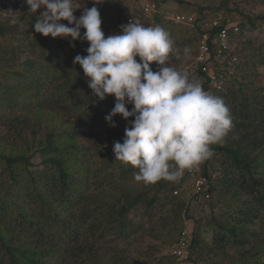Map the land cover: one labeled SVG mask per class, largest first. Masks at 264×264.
Listing matches in <instances>:
<instances>
[{
    "label": "trees",
    "instance_id": "1",
    "mask_svg": "<svg viewBox=\"0 0 264 264\" xmlns=\"http://www.w3.org/2000/svg\"><path fill=\"white\" fill-rule=\"evenodd\" d=\"M101 1L102 4L106 0ZM150 1L159 9L169 1L191 3ZM196 1L199 7L192 27L196 33L189 38L190 47H195V58L199 42L209 33L213 60L220 47L216 35L228 28L231 57L238 59L236 73L245 71L251 61L256 65L260 48L252 49L251 42L242 39L245 32L264 28V0H256L250 14L240 10V0L208 4ZM108 2L115 10L120 30L115 40L103 34L115 20L107 18V22L101 16L100 23L93 17L98 12L79 16L78 12L62 11L49 22L34 17L28 7L16 1L31 18L37 44L20 46L17 56L0 55V124L7 127L6 134L0 133V264H180L177 256H161L154 247L147 254L155 256L154 263L122 253L118 247L105 260V246H109L110 239L117 245L131 238L151 237L174 247L185 220L194 223L188 249L190 264H251L245 258L247 254L259 258L264 252V96L251 97L244 91L250 87L246 82L240 84L238 91H232L227 84L223 90H213L201 64L196 68L198 81L194 85L186 86L181 81L170 89L181 99L187 97V102L182 101L186 114L191 112L195 99L208 103L204 113L199 111L198 128V124L182 126L177 120L175 123V118L167 117L170 94H162L160 89L153 96L162 101L148 103L156 108L153 113L158 112V117L120 122L117 117L145 109L143 101L133 100L130 92L138 75L132 70L143 69L139 56L153 55L156 60L167 52L154 34L150 36L155 45H151L147 34L141 39L138 32L173 30L162 13L148 17L140 10L141 3H137L138 8L133 10L139 21L135 33L140 46L146 49H136L138 56H133L136 62H132L131 70L126 60L119 59L122 54L115 58V52L125 44V33L130 34L126 24L131 10L122 9L116 0ZM90 7L95 9L94 0H90ZM241 16L244 18L238 26L230 29L231 23ZM208 18H219L221 26L204 28L202 21ZM171 24L175 30L180 27ZM5 36L0 26V45ZM236 40L242 47L235 44ZM63 45L69 47L61 52ZM90 47L98 53L92 54ZM85 52L92 58L83 65ZM22 54L27 56L25 60H20ZM214 64L219 70L220 65ZM114 71L117 72L113 74ZM119 72L118 91L127 93L128 102L116 104L115 127L106 129L101 139L103 146L94 144L92 148L81 143L80 136H85L86 126L91 123L96 128L102 126L98 113L102 105L95 102L107 98L102 85L112 83ZM205 90H212L214 98H202ZM164 123L172 125L183 139L182 151L170 154L165 167L161 163L164 159H156L153 152V142L162 145L165 141L160 131ZM189 127L192 130L186 135ZM109 148V155H104ZM188 151L203 157L209 192L213 194L209 202L198 197L189 202L174 195L182 183L176 170ZM37 158L41 159L39 163H35ZM211 163L217 165L213 170ZM139 172L141 179L136 178ZM92 184L110 187L108 199L92 200L86 195L83 187L89 189ZM139 207L143 211L138 212ZM251 239H255L253 248L246 250ZM226 246L245 249V253L230 261L226 255L219 256Z\"/></svg>",
    "mask_w": 264,
    "mask_h": 264
},
{
    "label": "rangeland",
    "instance_id": "2",
    "mask_svg": "<svg viewBox=\"0 0 264 264\" xmlns=\"http://www.w3.org/2000/svg\"><path fill=\"white\" fill-rule=\"evenodd\" d=\"M17 2H21L24 6L28 7L31 14L34 17H37L39 19H46L49 22L54 21V16L59 14L60 12H64L67 14L68 12H78L79 16H86L89 12L94 14L95 12H98L97 14L93 16L95 19L99 20L101 23L102 20L105 19V21L109 22L107 18H110L113 21V27H111L109 30L103 32V34L108 38L110 37L115 40L116 36L120 33L119 28L116 26V13L115 10L111 7L108 0L102 2L99 1L98 4L94 2L95 9L90 7V0H0V26L3 28V32L6 33L5 42L0 45V49L2 51L0 52V55H8V56H17L18 53L16 52V49L20 46L25 45L27 48L28 46H36V40L34 39L33 32V23L31 22V18L26 14V12L18 7L16 4ZM220 0H202L205 4H208L209 2H218ZM236 1V0H235ZM233 1V4L234 2ZM118 2L119 6L121 8H128L129 14L128 16L133 14V10L138 8V4H133L131 0H116ZM191 3L180 2V1H169L168 4H165L163 7H161V12L164 14L162 16L167 15V12H184V13H193L194 15L198 11L199 4H197L196 0H190ZM239 2H243V4L240 6V10L243 11V14H250L252 13V8L256 4V0H240ZM264 4V2H262ZM91 8V9H90ZM132 8V9H130ZM118 12V11H117ZM102 16V20L100 17ZM149 16H151L149 14ZM197 16V14H196ZM244 17H239L237 20L233 21L231 23L232 25L229 27L231 29L236 28L238 24L241 22V20ZM137 19V18H136ZM138 20V19H137ZM165 20V19H164ZM174 23L168 19L165 20V23ZM169 23L167 26H169L171 30L167 32H161L158 30L156 33H151L150 30L143 29L138 32L141 39H143V34L146 33V38L150 41L151 45H155L152 42L151 34H154L156 36V39L158 41L159 46H162V48H165L167 52L162 55V58L156 59L153 55H143L139 56L141 57L139 60L144 62L143 69L141 70H132L133 68V56H138V51L136 49L145 50V47L140 46L141 42L139 43L140 38L137 35V32L135 33L136 24L133 25L129 29V27L126 26V29L130 34L125 33L127 35L125 44L121 47V49H118L115 53V58L120 54H122L121 58H119L121 61L126 60L129 64V69H131L134 73L138 72V75L135 79V88H131L130 92L133 95V100H141L143 101V108L142 110L134 109V111H130L127 116H120L117 117V111H116V104L120 101H126L128 102L127 93L122 92L119 93L118 91V85L121 81L119 77L121 76L120 72L118 74H115L113 77L112 83H105L102 86H104L105 93L107 94V98L103 99L101 102H95L97 104H101V109L98 111V113L101 115L99 118L103 119V124L99 128H96L92 123L86 126L85 130V136H80V142L85 143V145H88L92 148L94 147V144H96V147L98 145L102 144L101 139L103 140L104 133L106 132L107 128H114L115 125L113 123L115 122V117H117L120 122H123L124 120H131V118L139 119L140 121H143L147 118L155 117L156 114H154L153 110L156 108L150 107L148 103L153 102L155 103V100H161L160 98H155L153 96V93L155 90L160 89L162 90V94H170V97L168 99L169 101V108H168V114L167 117L175 118V123L178 118L177 115L182 112V110H185V107L182 105V101L187 102V97H184L183 99L179 98V96L174 95V92H171V88L173 86H179L180 82L186 83V86H192L194 85L195 81H198L197 79V70L196 66L194 64L195 62V56L194 53V45L193 47H190L191 40L189 38H193L195 35V30H192L191 25H185V24H178L179 28L175 30V25ZM260 23V22H259ZM258 23V24H259ZM176 24V23H174ZM43 28H46L44 26ZM229 30V29H228ZM237 32V30L235 31ZM102 34V33H101ZM242 42H251V48H260L256 54H260V58L258 59L256 65L253 64L251 61V64L247 67H245V71H241L240 74L236 73V70L234 73L235 75L230 76L229 80L227 81V87H230L232 91H238L241 88V83L246 82V84H249V88H244V91L249 93L251 97L256 96L258 99L262 98L264 96V28L262 29H255L254 31H247L245 32ZM235 44L237 46L242 47V44H238L237 40L235 41ZM69 47V45L63 47L59 50L63 52L66 50V48ZM92 54L98 53V50H94V53L92 51V47L89 49ZM26 55L22 54L20 60H25ZM85 61L82 63L84 65L85 62L90 60L92 57L85 52L84 53ZM114 57V56H113ZM96 58V57H95ZM1 59V58H0ZM12 60V59H11ZM118 60V58L116 59ZM137 60V61H139ZM148 60L152 61L153 63H149ZM113 62V59H112ZM136 62V61H135ZM1 65V61H0ZM107 66V65H106ZM110 67V66H108ZM112 68V66H111ZM103 69V67H102ZM235 69V68H234ZM130 70V71H131ZM117 71H114L116 73ZM237 76V80L235 79ZM240 78V80H238ZM168 90V91H167ZM173 91V90H172ZM149 94L150 96H147L145 98V95ZM204 98L203 96H201ZM179 98V99H178ZM214 98L213 95L211 97H205L204 99H212ZM162 101V100H161ZM167 102V99H166ZM203 100L199 103L198 99H195L193 101V106L191 111H193L197 117H199V111H202L204 113L205 106H208L207 102H203ZM147 104V105H146ZM156 104V103H155ZM145 105V107H144ZM192 105V103H191ZM190 105V106H191ZM129 114H133L129 115ZM176 115V116H175ZM158 117V116H156ZM174 123V124H175ZM199 124L197 125L198 128ZM192 128L186 129L185 134L187 135L188 132H190ZM34 130H30L32 133ZM37 131V130H36ZM39 134H43L42 129L38 128ZM37 131V133H38ZM160 131L163 132V138H165V141L162 145L156 144L153 142V152L155 154V158L159 159L162 158L163 160L162 166L167 164L169 155L175 152L176 150L183 149V139L181 136H177L175 131L172 129V125L169 123H164L160 127ZM0 133L6 134L7 133V127L0 124ZM38 134V135H39ZM31 136V135H30ZM95 136V137H94ZM129 136H133L132 134H129ZM153 136L150 137V141L152 140ZM99 141L100 143L97 144L95 141ZM5 141V140H4ZM4 144V143H3ZM102 144L101 146H103ZM25 149V147H24ZM112 148L106 149L104 151V155L108 156L111 152ZM160 156V157H157ZM102 158H104L102 156ZM41 159L37 158L35 159V163H39ZM152 162V161H151ZM150 163V162H149ZM153 164V163H152ZM214 164V163H213ZM212 163L209 165L210 169L213 170L214 166H217L216 164L213 165ZM141 168H138L140 170ZM165 169V168H163ZM137 179H141V173L139 172ZM83 190L86 192V195L92 196V200H106L109 197V193L111 192L110 187L108 186H93L88 189L86 187H83ZM89 203V202H88ZM90 204L93 205V202ZM138 212L143 211L142 207L137 208ZM207 214V213H206ZM185 227H188L190 229L193 228V222L185 220ZM212 235V233H211ZM210 236V235H209ZM136 240V239H135ZM130 239L129 241H120L115 245V243L110 239L109 246H105V252L108 254V257L105 259H109L111 256H109L112 253V250L115 249V247H118L122 250V253H129L133 256H136L140 259L152 261L155 262V256L153 255H147L150 250V247H154L157 251H159L162 255H174L175 256V249L176 244L173 247L174 244H169L166 241H163L162 239L154 240L151 237H146L144 240H136ZM138 241V242H137ZM252 244L249 245L247 249L253 248L252 245L255 243V239H251ZM210 252V250H208ZM245 253V249H236V248H230L225 247L222 251H220L219 256L224 257L226 255V258H229L230 261H236V259H239L242 254ZM247 260L251 262V264H264V252L262 255L257 257H251L250 254H247L245 256ZM211 259V257H210ZM104 260V261H105ZM224 262H222L223 264Z\"/></svg>",
    "mask_w": 264,
    "mask_h": 264
},
{
    "label": "built area",
    "instance_id": "3",
    "mask_svg": "<svg viewBox=\"0 0 264 264\" xmlns=\"http://www.w3.org/2000/svg\"><path fill=\"white\" fill-rule=\"evenodd\" d=\"M100 0H94L96 4ZM135 4L141 3V11L148 16L159 13V8L156 3L150 0H132ZM133 3V4H134ZM165 16L166 19L171 20L178 24L194 25L196 17L191 14L183 13H171L167 12ZM139 21L132 15L129 16L127 20V27L129 29L133 27L134 24H138ZM221 26L220 19L215 18L213 20L205 21L203 27L208 30L216 29ZM209 33L205 34L199 43V54L195 58V66L198 68L201 64L202 71L207 76V80L213 90H223L225 84L227 83L230 76L235 73V64L237 63L236 57H231V47L229 45V30L228 28H223L221 32L216 35V40L220 47L217 50L215 58L212 60L210 56L211 49L208 45ZM218 63L219 70L214 68L215 64ZM227 63V65H225ZM213 91L205 90L201 92V96L211 97ZM177 122L182 126L189 123L192 125H197V116L191 111L186 114L185 110H182L178 115ZM177 176L184 180V185L175 191V195H181L187 199L199 198L200 200H210L213 196L209 192V177L206 174L205 166L203 164V157L200 153L196 152L191 154L187 152L182 156L181 163L176 170ZM192 243V234L189 229H185L181 232L179 240L176 244V249L174 251L175 255L179 258L181 264H188V249Z\"/></svg>",
    "mask_w": 264,
    "mask_h": 264
},
{
    "label": "clouds",
    "instance_id": "4",
    "mask_svg": "<svg viewBox=\"0 0 264 264\" xmlns=\"http://www.w3.org/2000/svg\"><path fill=\"white\" fill-rule=\"evenodd\" d=\"M159 13H162L161 12V9H159ZM171 13H183V14H191V15H194L193 13H184V12H171ZM156 14H158V13H156ZM162 15H164L163 13H162ZM166 16V15H165ZM165 16H163V18L166 20V18H165ZM195 17H196V19H195V22H194V25H195V23H196V20H197V16H196V14L194 15ZM148 17H150L149 15H148ZM209 20H213V19H207V20H204V21H202V25H203V23L205 22V21H209ZM171 21V20H170ZM173 22V21H172ZM175 23V22H174ZM176 24H178V23H176ZM194 25H192V26H194ZM200 43V42H199ZM198 47H199V44H198ZM197 124H198V117H197ZM196 126V125H195ZM194 127V126H193ZM189 152V151H188ZM185 153H187V152H185ZM177 175V174H176ZM178 177V176H177ZM179 178V177H178ZM180 179V178H179ZM181 180V179H180ZM182 181V183L180 184V186H179V188L181 187V186H183L184 185V180H181ZM178 188V189H179ZM174 195H175V192H174ZM175 196H177V195H175ZM178 196H180V197H182V198H184V199H186V200H188L189 202L192 200V199H187V198H185V197H183V196H181V195H178ZM194 199V198H193ZM211 200V199H210ZM210 200H201V201H203V202H209ZM185 229H189L190 231H191V234L193 233V228L192 229H190V228H188V227H185L182 231H184ZM181 231V232H182ZM180 235H181V233H180ZM180 237V236H179ZM178 240H179V238H178ZM192 241H193V234H192ZM178 242V241H177ZM177 244V243H176ZM191 245H192V243H191ZM191 245H190V247H191ZM176 256V255H175ZM178 262L181 264V262L179 261V259H178ZM188 264H190L189 263V261H188Z\"/></svg>",
    "mask_w": 264,
    "mask_h": 264
}]
</instances>
